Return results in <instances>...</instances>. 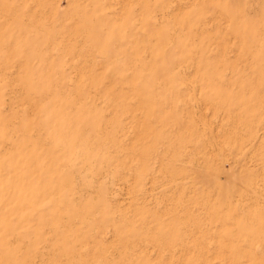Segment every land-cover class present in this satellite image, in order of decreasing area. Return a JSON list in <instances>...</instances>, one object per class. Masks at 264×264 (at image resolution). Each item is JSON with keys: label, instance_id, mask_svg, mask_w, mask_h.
Instances as JSON below:
<instances>
[{"label": "rangeland", "instance_id": "374dc122", "mask_svg": "<svg viewBox=\"0 0 264 264\" xmlns=\"http://www.w3.org/2000/svg\"><path fill=\"white\" fill-rule=\"evenodd\" d=\"M0 264H264V0H0Z\"/></svg>", "mask_w": 264, "mask_h": 264}]
</instances>
